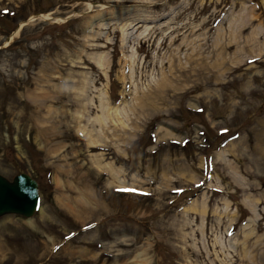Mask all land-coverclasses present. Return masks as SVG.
Returning <instances> with one entry per match:
<instances>
[{
  "label": "rangeland",
  "instance_id": "1",
  "mask_svg": "<svg viewBox=\"0 0 264 264\" xmlns=\"http://www.w3.org/2000/svg\"><path fill=\"white\" fill-rule=\"evenodd\" d=\"M263 149L264 0H0V264H264Z\"/></svg>",
  "mask_w": 264,
  "mask_h": 264
},
{
  "label": "water",
  "instance_id": "2",
  "mask_svg": "<svg viewBox=\"0 0 264 264\" xmlns=\"http://www.w3.org/2000/svg\"><path fill=\"white\" fill-rule=\"evenodd\" d=\"M39 199L38 182L30 174L21 171L9 179L0 173V216L17 213L29 217L38 208Z\"/></svg>",
  "mask_w": 264,
  "mask_h": 264
},
{
  "label": "bare ground",
  "instance_id": "3",
  "mask_svg": "<svg viewBox=\"0 0 264 264\" xmlns=\"http://www.w3.org/2000/svg\"><path fill=\"white\" fill-rule=\"evenodd\" d=\"M41 17H49L50 16V13H47V14H41L40 15ZM137 18V17H136ZM22 24H23V22H22ZM140 25V24H139ZM133 28V27H132ZM19 29H20V27H19ZM129 30V29H128ZM17 31V30H16ZM15 34V33H14ZM230 50V49H229ZM103 55V54H102ZM101 55V56H102ZM97 56V55H96ZM97 58V57H96ZM100 58V57H99ZM105 58V57H104ZM101 59H103V58H101ZM99 61H100V59H98ZM102 63V62H101ZM101 63H100V65H101ZM106 63V62H105ZM98 65H99V63H97ZM105 65V64H104ZM202 66V65H201ZM212 66V65H211ZM193 69V68H192ZM178 70V69H177ZM192 71V70H191ZM204 71H205V69H204ZM207 71V70H206ZM188 72H190V71H188ZM187 73V72H186ZM210 73V72H209ZM208 74V73H207ZM216 74V73H215ZM167 77V76H166ZM167 79V78H166ZM103 107H105V105L103 106ZM102 109V108H101ZM103 110V112L105 111L104 109H102ZM109 110V109H108ZM111 110V109H110ZM102 112V113H103ZM107 112H109V111H107ZM106 112V113H107ZM110 113V112H109ZM105 115V114H104ZM108 115V114H107ZM112 116V115H111ZM99 118H100V115H99ZM101 118H103V117H101ZM107 118V117H106ZM96 119V118H95ZM95 119H94V121H95ZM98 119V118H97ZM96 119V120H97ZM99 120V119H98ZM93 121V120H92ZM89 131H91V130H89V129H86V132H87V139H88V141H90V143H93V144H95L96 143V141L95 140H93V136H91L90 135V132ZM98 133V132H97ZM89 134V135H88ZM264 150V149H263ZM222 157V153H219V155H218V158H221ZM225 159V158H224ZM98 164H99V162H97ZM229 163V162H228ZM232 163V162H231ZM228 165V164H227ZM226 165V166H227ZM100 167H102L101 166V164H100ZM229 168V167H228ZM230 173H232V174H234V170L233 169H231L230 168ZM236 171V170H235ZM235 174H238L237 173V171H236V173ZM235 174H234V176H235ZM236 177H238L237 175H236ZM236 177H234V178H236ZM239 177H240V175H239ZM239 179V178H238ZM243 178H241V180H242ZM240 180V179H239ZM238 184H240V186H241V184H245V182L244 183H242V182H240L239 181V183ZM259 199V198H258ZM258 201H260V199L258 200ZM258 201H257V198L256 197H251L250 195H245V197H243V200H242V202L244 203V205L245 206H247L248 208H249V210L252 212V213H256L257 212V203H258Z\"/></svg>",
  "mask_w": 264,
  "mask_h": 264
}]
</instances>
